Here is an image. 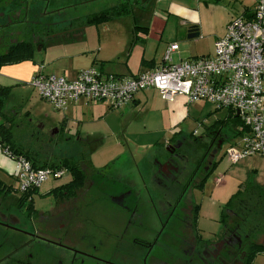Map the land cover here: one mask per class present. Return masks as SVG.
Instances as JSON below:
<instances>
[{"label": "rangeland", "instance_id": "1", "mask_svg": "<svg viewBox=\"0 0 264 264\" xmlns=\"http://www.w3.org/2000/svg\"><path fill=\"white\" fill-rule=\"evenodd\" d=\"M37 2H40V8L46 12L45 19H41L39 24L31 22L32 18L27 15L25 6L23 10L20 11L19 9V12L10 10L4 14L0 11L5 15L3 17L0 14V53L5 52L8 45L14 40L34 38L42 43V46L36 45L34 48L32 60H26L35 66L28 83L16 81L17 79L5 73L10 70V65L14 64L3 65L2 67L5 68H0V84L11 86L6 95L3 112L8 115V119H10L9 116L14 117L12 133L16 142L21 143L24 148L35 153H43L48 157H77L80 150L90 154L92 166L99 169L95 172L96 183H99L98 186L101 185L106 190L105 193L108 192L109 194H104L106 198L103 195L95 197L96 201L86 208V212L91 216L93 222L89 228L92 230V236H89L84 245L89 247L91 254L110 259L111 256L107 251L120 245H127V241L135 239L133 236L148 240L153 239L160 228L158 214L163 221L167 220L168 217L164 208H169L168 199L157 200L155 209L145 194L144 197L147 199H143L141 196L138 203L139 208L131 207L136 210L135 214L133 211H129L127 207L119 205L116 194L118 189L112 190L113 187L119 188L118 185L120 184L121 190L132 189L131 184L134 182L142 185L141 173L147 181L148 166L151 165L153 158L157 159L161 156L160 153H152L157 150L156 146H160L157 143H162L169 136H173L176 130H173L172 133V129L163 131L162 128H165L163 126L166 125H162L161 120L153 117L152 114L148 116V113L144 112L143 105L137 106L130 114L123 117H121L120 108H109L105 110V113H109L110 116L104 120L99 115H93L90 111H87L84 116L82 113L81 117L69 115V112L67 115L65 110L64 112L54 109L41 98L30 84L37 71L43 70L67 79H73L77 72L83 69L94 67L99 70V67L102 68L105 63L108 64L107 67L117 65L118 57L115 55L121 52V20L109 19L99 23L85 22V18L90 13L98 12L110 6H117L119 0H34L33 3L27 4L28 8H35ZM30 26H34L33 30ZM113 56H115V61L113 59L103 63L99 61L102 58ZM180 57L186 56L181 54ZM173 62H179L177 54H173ZM177 96H183L187 99L184 95H176L175 98ZM186 99L185 101L189 102V113H183L187 111L188 107L187 102H185L187 106L184 105V111L177 109L173 116L174 120L181 122L178 124L182 130L180 133L182 135L178 137V140L182 142L181 147H183L185 137L201 135L206 131L207 126L216 119H223L227 115L225 108H217L210 102H191ZM105 113L102 115L104 116ZM144 119H147L145 125ZM3 123L9 127V123H5L4 117L0 114V125ZM59 128L62 130H58ZM145 128L149 130V133L143 137L142 131ZM76 131L78 134H73ZM223 132L226 139L216 152L217 161L221 160L220 165L215 172L213 170L207 176L206 180L208 177L209 180L205 190H203L202 185H197L194 190L188 191L186 196L182 198L180 209H176L178 217H173L177 218L173 225L174 234L181 235L182 232L184 234L192 232L188 229L189 225H186L181 219V216L185 218L188 215L186 211L192 202L197 204L195 220L198 229H196V234L201 236L202 240L208 241L214 234L220 235L223 231L237 232V223L240 218L234 212L230 213L227 224L222 221L221 210L228 199L225 196L224 199L219 198V200L210 191L213 180H216V176L223 171L224 167L229 165L228 163L235 164L243 159L234 162L229 160L225 151L231 147L234 141H237V136H234L226 127H223ZM125 133H127L126 136ZM248 156L264 155L251 154ZM176 160L183 167L184 173L182 172L179 178L183 184L191 173L190 160L178 158V156H176ZM15 166L16 161L0 151V179L6 185L11 186V191L7 196H0V264L18 258L20 252L15 251V249L28 252L34 250L36 246H54L32 238L33 236L30 235L33 233L32 231H38L40 227L44 229V225L37 218L34 219L32 216L28 218L25 210L29 209L32 214L38 211H49L55 206L57 199L53 195L52 189L70 179L68 174L60 178L49 177L37 191L32 192L25 200H22L19 207L16 203L22 193L18 190ZM204 170L202 169L200 175L199 173L197 175L201 176ZM148 186H153V184ZM136 193L129 195L133 199L131 204H134L137 198ZM139 193L143 194V191L139 189ZM167 198L171 197L167 195ZM163 201L166 204L163 203L162 206ZM140 213H143L141 217ZM173 218L169 220L168 225ZM134 220L136 222H133ZM167 229L159 238L160 246L170 245L163 237ZM28 231L31 233L28 234ZM172 232L169 237L173 242L176 239ZM263 236L264 230L260 229L252 234L251 239L256 242H264ZM76 246L80 247L79 245ZM161 251L158 249V252ZM251 258L254 264H264V251L254 253ZM114 260L121 263V259L116 258ZM92 262L96 264L94 261Z\"/></svg>", "mask_w": 264, "mask_h": 264}, {"label": "built area", "instance_id": "2", "mask_svg": "<svg viewBox=\"0 0 264 264\" xmlns=\"http://www.w3.org/2000/svg\"><path fill=\"white\" fill-rule=\"evenodd\" d=\"M250 15L233 16L224 34L214 42L213 53L174 63L177 42L168 44L161 65L136 75L103 73L90 67L67 79L51 72L37 71L31 86L54 109L66 110L83 98L105 101L110 108L121 107L135 93L156 89L172 101L184 95L191 102L204 100L217 108L232 109L243 130L225 151L230 161L251 154L264 155V0H255ZM234 146V147H233ZM0 151L16 161L18 190L38 189L49 177L60 178L64 168H33L23 156H15L0 141Z\"/></svg>", "mask_w": 264, "mask_h": 264}, {"label": "flooded vegetation", "instance_id": "3", "mask_svg": "<svg viewBox=\"0 0 264 264\" xmlns=\"http://www.w3.org/2000/svg\"><path fill=\"white\" fill-rule=\"evenodd\" d=\"M20 9L23 10L22 8ZM15 11L19 12V9ZM2 12L0 14L4 17V14L7 13L3 12L4 14H2ZM45 13L43 9L40 13H30L31 22L39 24L41 19H45ZM32 36L34 37L33 33ZM15 41L21 40H14L13 42ZM33 41L39 42L38 39L34 38ZM225 138L223 127L216 126L207 129L199 136L185 137L183 147H181L182 142L178 140V137H171L162 146L165 153H160L161 156L157 159L153 158L151 165L148 166L146 171L147 181L141 174L142 185L134 182L131 184L132 189L125 188L124 190H121V184L118 185L119 188L113 187L112 191L118 189L116 194L118 195L119 205L127 207L129 211H133L135 214L136 210L131 207L139 208L138 203L141 196H143V199L148 197L150 204L155 209L157 200L168 199L167 205L169 208L163 207L168 218L163 221L158 214L160 228L153 239L148 240L133 236L135 239L127 241V245H120L113 250L107 251L111 256L110 259L98 257L89 252V247L84 244L89 236H92V230H89V228L93 221L88 212H86V208L96 201L95 197L103 195L106 198L104 194H109L108 192L105 193L106 190L101 185L98 186L99 183H96L97 176L92 172L89 173L87 182L83 186L75 188L73 193L68 195L53 193L57 199L55 206L49 211H38L32 214L29 209L25 210L28 218L30 216L34 217V219L37 218L44 225V229L40 227L38 231H32L33 233L30 234L33 236L32 238L54 246H36L34 250H29L28 252L15 249V251L20 252L19 257L5 264H93L92 261L96 264H247L245 261L246 253L240 250L241 240L247 239V235L242 238L238 229L237 232L223 231L220 235L218 233L214 234L208 241L202 240L201 236L196 234V229H198L195 220L197 204L194 202L191 203L192 205L186 211L188 215L185 218L181 216V219L184 220L186 225H189L188 229L192 232L186 234L182 232L181 235H177L178 233L174 234L175 230L173 229L177 219L173 217H178L176 209H180L182 198L186 196L188 191L194 190L199 185L205 173L217 161L216 152L221 148ZM176 156L190 160L191 173L183 184L182 180L179 179L183 172V167L176 160ZM202 169L205 170L199 176ZM198 173L199 175H197ZM150 182L153 186H148ZM139 189L143 191V194L139 193ZM63 193H67V191L64 190ZM135 193L137 198L134 204H131L130 202L133 199L129 195H134ZM145 194L146 198L144 197ZM1 195L7 196L8 193L4 194V192H1ZM167 195L171 198H167ZM105 198L103 199L105 200ZM163 203L166 204L163 201L161 203L162 206L164 205ZM16 205L19 207L21 205L18 200ZM155 211L157 213V210ZM139 215L141 217L143 213ZM171 218L173 219L168 225ZM133 222L136 221L134 220ZM147 226L150 227L149 225ZM165 229H167V232L163 237L170 245L160 246L159 238ZM171 232L174 234L176 241H171L169 237ZM27 233L31 232L28 231ZM251 236L252 234L248 237V242L249 240L253 241ZM158 249L162 251L158 252ZM116 258L121 259V263L114 260Z\"/></svg>", "mask_w": 264, "mask_h": 264}, {"label": "crops", "instance_id": "4", "mask_svg": "<svg viewBox=\"0 0 264 264\" xmlns=\"http://www.w3.org/2000/svg\"><path fill=\"white\" fill-rule=\"evenodd\" d=\"M125 1L129 3V12L116 19L121 20V52L115 55L118 57V64L107 67L108 64L105 63L102 68L99 67V70L103 73L136 75L142 71L154 69L161 65L165 49L172 42L178 44V49L172 53V59L173 54H177L179 62L187 58L210 55L213 53L214 42L224 34L227 22L233 16L244 14L245 11L249 13L255 4V0ZM39 4L40 2H37V8L35 9L40 13L43 8H40ZM181 54L186 57L181 58ZM115 56H113L114 58H102L99 61L102 63L112 59L115 61ZM0 68L5 67L1 66ZM9 68L10 70L5 72L8 76L25 83H28L35 70V66L29 61L15 63L10 65ZM1 85L4 84L1 83ZM185 99L183 96H177L174 101L167 102L158 90L146 89L135 93L119 108L121 109V117H123L130 114L137 106L143 105L144 112L146 111L148 116L152 114L153 117L161 120L162 125H166L163 126L165 127L162 128L163 131L172 129V133L173 130H176L173 136H169L162 142L166 143L171 137L182 135L180 134L182 130L178 126L181 122L174 120L173 116L176 114L177 109L184 111L185 102H187L188 107L187 111L183 113H189V102ZM199 102L207 101L199 100ZM109 108V104L105 101H87L81 98L64 112L81 117L82 113L84 116L87 111H90L93 115H99L100 118L106 120L110 114L105 113V110ZM98 110L100 111L98 112ZM225 110L228 113L229 110L226 108ZM103 113H105L104 116ZM145 121L147 122V119H144V125ZM60 129L62 130V128L58 130ZM142 132L143 137H145L148 135L149 130L145 128ZM73 134H78V131ZM126 135L127 133H125ZM162 143H157L160 146H156L157 150L152 153H165L162 148L164 144L162 145ZM220 161L218 160L216 167L213 168L214 172L218 169ZM228 164L216 176L215 181L211 178L213 185L210 186V191L215 197L224 199L226 196L229 199L233 193L247 182L264 189V156H248L235 164ZM139 171L141 172L140 169ZM205 180L202 184L203 190L207 187L209 177ZM151 184L150 182L149 185Z\"/></svg>", "mask_w": 264, "mask_h": 264}, {"label": "trees", "instance_id": "5", "mask_svg": "<svg viewBox=\"0 0 264 264\" xmlns=\"http://www.w3.org/2000/svg\"><path fill=\"white\" fill-rule=\"evenodd\" d=\"M33 2L34 0H0V4H2V6H0V11L8 13L10 10H17L20 8L24 9L25 6L27 15L30 16V13L37 12L35 9L37 7L28 8L27 6V4ZM128 12L129 3L125 0H119L117 6H110L98 12L90 13L85 18V22L99 23L109 19H118ZM245 13V15H250L248 11H245ZM33 27H31V30H33ZM36 45L42 46V43L40 41H33V39H24L10 43L6 51L0 53V67L7 64H15L26 60H32V53ZM10 87L11 86L0 84V114L4 117L5 123H9V127H6L4 123L0 125V141L2 146L4 148L7 147L15 156H23L35 169L44 167L51 169L64 168L70 179L66 183L52 189V192L66 195L73 193L75 188H79L87 182L89 173H95L99 169H95L92 166L90 154L82 150H80L77 157H48L43 153H35L28 148H24L21 143L19 144L16 142L15 136L11 129L13 127L14 117L9 116L10 119H8V115L3 112L6 95ZM228 110L229 111L225 118L216 120L208 127V129L213 126L226 127L234 136H238L243 132V130H246V128H243L241 131L237 130V127L241 125V120L232 109ZM25 114L27 115V112ZM217 162L218 161L214 162L213 166L205 173L204 177L199 183V186L203 184L204 180L211 173ZM37 190L38 189H31L26 192H22L20 198L18 199L19 203L21 204L22 200H25L28 195ZM64 190L67 191V193H63ZM10 191L11 186L6 185L0 179V193L4 192V194H6ZM231 212H234V214L238 215L240 218L237 228L241 233L242 238L245 237L244 235H247L246 237L248 239V237L257 230H264V189L258 188L256 185H253L250 182L244 183L243 186H241L229 197L224 208L221 210L222 221L224 224H227ZM247 239L244 238V240H241L242 242L240 244V250H243L246 253V263L254 264L251 257L254 253L264 251V242L250 240L248 242Z\"/></svg>", "mask_w": 264, "mask_h": 264}, {"label": "water", "instance_id": "6", "mask_svg": "<svg viewBox=\"0 0 264 264\" xmlns=\"http://www.w3.org/2000/svg\"><path fill=\"white\" fill-rule=\"evenodd\" d=\"M190 32H192L191 30H190ZM236 115H238V111H237V114ZM226 139V138H225ZM225 139H224V141H225Z\"/></svg>", "mask_w": 264, "mask_h": 264}]
</instances>
